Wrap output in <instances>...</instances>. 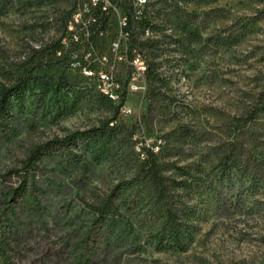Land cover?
<instances>
[{"label": "rangeland", "instance_id": "1", "mask_svg": "<svg viewBox=\"0 0 264 264\" xmlns=\"http://www.w3.org/2000/svg\"><path fill=\"white\" fill-rule=\"evenodd\" d=\"M71 9L72 0H0V98L27 70L41 78L6 101L0 215L14 209L2 183L19 184L9 172L35 147L114 122L79 162L39 163L32 183L48 190L46 213L18 264H72L50 261L49 251L77 240L92 219L91 204L137 170L141 143L158 145L162 161L184 180L185 198L201 218L196 239L186 250L121 252L108 264H264V0H148L134 38L151 74L144 92L128 95L129 115L100 95L98 80L53 51ZM64 78L71 86L59 90ZM252 109L257 117L245 127L240 118ZM229 140L240 143L239 166L222 163L220 148Z\"/></svg>", "mask_w": 264, "mask_h": 264}, {"label": "trees", "instance_id": "2", "mask_svg": "<svg viewBox=\"0 0 264 264\" xmlns=\"http://www.w3.org/2000/svg\"><path fill=\"white\" fill-rule=\"evenodd\" d=\"M132 44H137L134 32ZM52 46L55 53L62 49L60 40ZM59 57L70 62L67 52ZM149 74L151 66L148 77ZM31 78L41 80L38 76H32V70H27L16 79L14 85L1 88V138H8L9 133V125L5 121L8 113L7 99ZM70 86L69 80L64 78L59 82L58 89ZM100 95L112 102L102 93ZM256 117L257 111L252 109L240 119L246 127ZM110 122L114 123L107 121L99 127L72 132L45 142L31 151L23 161V167L10 170V179L16 177L19 184H9L7 181L2 183V195L5 201L11 202L10 206L14 209L8 208L0 215V264H18L25 252L32 248L31 240L42 230L39 217L45 216L43 201L46 200L48 190L32 183L40 169L39 163L49 157L79 162L93 140L109 133ZM227 143L220 148L222 163L228 166L234 160V164L239 166L240 157L236 151L240 143L237 140H229ZM226 145L228 148L224 147ZM155 146L142 144L138 151L137 170L124 174L110 193L91 204L92 219L82 226L83 232L76 236L79 238L59 242V247L49 251L50 261L57 263L58 260L68 259L72 264L116 263L121 252L137 253L148 245H154L158 250H186L195 242L200 214L196 205L190 204L185 198L187 190L184 180H179L172 172L174 166L162 161ZM246 149L250 152L248 144ZM250 166L249 161L243 168ZM257 179L255 181H259Z\"/></svg>", "mask_w": 264, "mask_h": 264}, {"label": "built area", "instance_id": "3", "mask_svg": "<svg viewBox=\"0 0 264 264\" xmlns=\"http://www.w3.org/2000/svg\"><path fill=\"white\" fill-rule=\"evenodd\" d=\"M143 3L144 0H72L60 39L62 49L58 51V55L68 53L74 69L100 81V87L118 96L119 110L125 115L133 113L127 104L128 95L147 88L148 56L132 44L135 23L145 18ZM189 97L194 98L190 89ZM141 146L142 143L138 150Z\"/></svg>", "mask_w": 264, "mask_h": 264}, {"label": "bare ground", "instance_id": "4", "mask_svg": "<svg viewBox=\"0 0 264 264\" xmlns=\"http://www.w3.org/2000/svg\"><path fill=\"white\" fill-rule=\"evenodd\" d=\"M148 0H144L143 3V10L145 5L147 4ZM98 89L100 90V92L105 95L106 97H108L112 102L116 103L119 105L118 103V96H113L112 94H109L107 89L100 87V81L98 82Z\"/></svg>", "mask_w": 264, "mask_h": 264}]
</instances>
